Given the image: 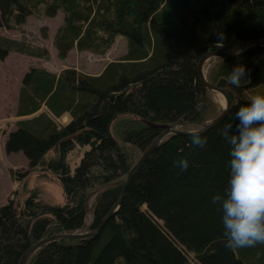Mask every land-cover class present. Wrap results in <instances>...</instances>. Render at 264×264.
Masks as SVG:
<instances>
[{"label":"trees","instance_id":"obj_1","mask_svg":"<svg viewBox=\"0 0 264 264\" xmlns=\"http://www.w3.org/2000/svg\"><path fill=\"white\" fill-rule=\"evenodd\" d=\"M58 11V58L72 49L105 54L118 35L127 39L126 53L96 75L31 65L22 76L4 151L21 152L28 169L9 170L19 188L0 206V264H18L44 237L80 232L88 210V230L95 229L158 126L207 119L198 58L214 47L234 50L264 40V0H0V29L18 30L30 16L51 18ZM40 30L45 37L46 27ZM11 52L41 60L49 53L24 37L0 34V62ZM237 64L246 72L233 85L228 75ZM206 79L231 100L227 116L202 132L206 144L192 145L190 135L168 136L131 177L95 236L47 243L26 264H264V242L226 246L221 212L211 201L228 177L230 145L219 130L229 121L234 130L235 111L264 94V47L220 59ZM64 114L69 119L61 123ZM181 156L189 160L186 169L173 163ZM35 170L56 178L61 205L26 190L24 178Z\"/></svg>","mask_w":264,"mask_h":264},{"label":"rangeland","instance_id":"obj_2","mask_svg":"<svg viewBox=\"0 0 264 264\" xmlns=\"http://www.w3.org/2000/svg\"><path fill=\"white\" fill-rule=\"evenodd\" d=\"M62 18V12L58 11L57 14L51 18H35L30 16L18 30L0 29L1 35L13 39L24 37L32 44L44 47L49 52L46 60L11 52L2 62H0V206L7 202V196H9L11 191L16 189L18 187L17 185H19L17 182L12 181L9 176V170L11 169L13 172H22L28 169V160L21 152L6 153L4 151V143L7 134L15 127L14 122L17 119L15 112L19 83L24 73L31 65H40L53 72H58L64 68H75L80 72L96 75L101 72L102 68L108 62L116 61L126 53L127 39L123 35H118L115 38L113 45L105 54L98 55L87 51H77L76 49H72L64 58H58L53 46V36L57 27L62 23ZM41 27H46L47 31L45 37L42 36L40 30ZM22 30L23 32H21ZM242 48L243 46H240L238 49L236 48L228 51H238ZM218 61L219 58L214 57L205 65V77L212 65ZM206 92L209 98V104L206 114L207 119L204 122L216 117L224 108L216 98L214 92ZM222 97L224 99L223 95ZM68 119L69 116L64 114L59 121L64 123ZM194 126H197V124L185 123L179 128L190 130ZM140 154H138L137 158ZM24 182L26 190H37L41 202L51 205H61L64 202L61 186L56 178L50 173L39 170L28 172V175L24 178ZM24 194L25 192L20 194L21 199L25 196ZM91 203L92 200H90L89 207L91 206ZM90 222L91 213L88 210L85 220V228L81 229L80 232L87 231Z\"/></svg>","mask_w":264,"mask_h":264},{"label":"clouds","instance_id":"obj_3","mask_svg":"<svg viewBox=\"0 0 264 264\" xmlns=\"http://www.w3.org/2000/svg\"><path fill=\"white\" fill-rule=\"evenodd\" d=\"M245 72L243 64L235 65L228 75L229 82L238 85ZM233 117L234 130L232 121L219 130L230 145L226 187L214 193L211 201L221 212L226 246L246 247L264 242V94L251 96ZM202 132L199 125L190 129L192 145L206 144ZM173 163L181 169L189 166L186 156Z\"/></svg>","mask_w":264,"mask_h":264},{"label":"water","instance_id":"obj_4","mask_svg":"<svg viewBox=\"0 0 264 264\" xmlns=\"http://www.w3.org/2000/svg\"><path fill=\"white\" fill-rule=\"evenodd\" d=\"M264 47V40H258L253 41L245 46H243L242 49L238 51H228L224 50L223 48L214 47L209 50H206L197 60L196 63V71L199 79L201 80L203 87L206 91L209 92H219L224 96L226 105L221 110L220 114H218L216 117L210 119L207 122H198L197 125L203 128V132L207 129L213 127L217 123H219L221 120H223L230 109L231 106V100L227 92L217 86L214 85L206 79L204 75V64L212 59V58H219L220 59H231V58H238L242 56H246L247 54L251 53L253 50ZM183 125L182 123H173V124H165L162 126H158L159 132L156 137L150 142V144L142 151L140 156L137 158V160L133 163L131 168L128 170L126 175L123 177L122 181L123 187L120 192V195L117 199V201L113 204L111 209L106 213V215L101 219V221L98 223L95 229L88 230V231H82V232H74V233H60V234H54L50 235L48 237H44L34 244H32L30 247H28L21 255L18 264H26L28 259L37 251L39 250L43 245L59 241V240H74V239H84L88 237L95 236L99 230L102 228V226L105 224L106 220L110 218L117 210L121 203L123 191L125 190L126 186L128 185L131 177L137 172V170L141 167V165L146 161V159L151 155V153L158 147V145L168 136L172 135H190V130H183L180 129Z\"/></svg>","mask_w":264,"mask_h":264},{"label":"bare ground","instance_id":"obj_5","mask_svg":"<svg viewBox=\"0 0 264 264\" xmlns=\"http://www.w3.org/2000/svg\"><path fill=\"white\" fill-rule=\"evenodd\" d=\"M212 59L208 60L205 64H204V67L206 64L209 63V61H211ZM206 69V68H205ZM216 98L219 100V102L223 105V107H225L226 105V102L224 101L223 97H222V94L219 93V92H214Z\"/></svg>","mask_w":264,"mask_h":264}]
</instances>
